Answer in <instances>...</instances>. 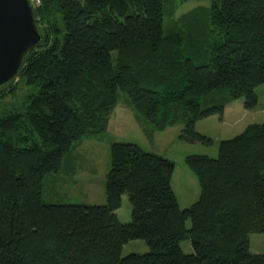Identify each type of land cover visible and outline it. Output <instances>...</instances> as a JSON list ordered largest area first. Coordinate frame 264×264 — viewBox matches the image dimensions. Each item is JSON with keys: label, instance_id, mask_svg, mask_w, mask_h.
Here are the masks:
<instances>
[{"label": "trees", "instance_id": "trees-1", "mask_svg": "<svg viewBox=\"0 0 264 264\" xmlns=\"http://www.w3.org/2000/svg\"><path fill=\"white\" fill-rule=\"evenodd\" d=\"M210 1L219 39L209 50L165 36L163 0H40L33 8L43 43L0 89V99L17 84L30 89L0 111V264H264L249 250V236L264 234V122L220 141L216 158H184L199 185L184 210L171 187L173 162L132 143L110 145L104 205L42 202L44 179L60 172L72 146L107 134L118 92L155 130L183 125L179 139L190 144L212 142L195 122L228 102L257 106L264 0ZM202 99L215 105L202 109ZM123 195L126 224L115 214ZM134 240L148 252L121 257Z\"/></svg>", "mask_w": 264, "mask_h": 264}, {"label": "rangeland", "instance_id": "rangeland-1", "mask_svg": "<svg viewBox=\"0 0 264 264\" xmlns=\"http://www.w3.org/2000/svg\"><path fill=\"white\" fill-rule=\"evenodd\" d=\"M211 6L210 0H163V33L165 36L180 33L184 48L200 46L209 50V45L219 39L216 33H211L213 30L210 24ZM192 41L194 44L189 45L188 43ZM195 61L198 64L199 61L197 59ZM254 91L258 98V104L254 108L248 110L245 106V98L240 97L238 100L228 102L222 114L195 122L196 131L212 141L206 145L181 141L179 139L183 130L181 124L162 132L155 130L152 124L133 112L127 95L118 92L117 107L109 119L110 127L107 134L101 139L84 138L72 146L64 156L60 172L49 174L44 179L43 204L104 205L105 179L111 166L110 145L132 143L147 153L159 155L173 162L171 187L179 208L181 210L188 208L199 197V185L195 175L184 163V158L195 154L216 158L220 141L239 135L251 124H262L264 83ZM29 92L30 89L24 87L22 83L17 84L14 92H8L0 99V111L11 108L14 103H20ZM199 104L202 109L215 105L203 99ZM115 214L122 224L131 221V206L127 195L121 197V205ZM186 226H190L189 222ZM249 240L251 253L264 254V234L250 235ZM180 247L184 254H192L189 240L181 241ZM147 252L148 248L144 241L134 240L123 245L121 257Z\"/></svg>", "mask_w": 264, "mask_h": 264}, {"label": "water", "instance_id": "water-1", "mask_svg": "<svg viewBox=\"0 0 264 264\" xmlns=\"http://www.w3.org/2000/svg\"><path fill=\"white\" fill-rule=\"evenodd\" d=\"M43 40L29 0H0V89L18 79L25 55Z\"/></svg>", "mask_w": 264, "mask_h": 264}, {"label": "built area", "instance_id": "built-area-1", "mask_svg": "<svg viewBox=\"0 0 264 264\" xmlns=\"http://www.w3.org/2000/svg\"><path fill=\"white\" fill-rule=\"evenodd\" d=\"M29 2L32 8L38 7L40 5V0H29Z\"/></svg>", "mask_w": 264, "mask_h": 264}, {"label": "crops", "instance_id": "crops-1", "mask_svg": "<svg viewBox=\"0 0 264 264\" xmlns=\"http://www.w3.org/2000/svg\"><path fill=\"white\" fill-rule=\"evenodd\" d=\"M111 118V117H110ZM109 127H110V120H109V125H108V130L107 132L109 131ZM87 139H91V138H87Z\"/></svg>", "mask_w": 264, "mask_h": 264}]
</instances>
